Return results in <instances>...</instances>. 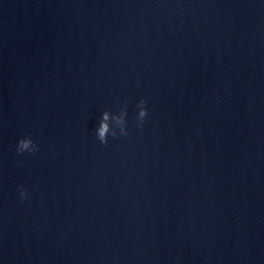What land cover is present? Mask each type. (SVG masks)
I'll return each mask as SVG.
<instances>
[{
  "label": "clouds",
  "instance_id": "9594fccd",
  "mask_svg": "<svg viewBox=\"0 0 264 264\" xmlns=\"http://www.w3.org/2000/svg\"><path fill=\"white\" fill-rule=\"evenodd\" d=\"M150 115L148 98L141 97L136 103V115L134 118L135 128L143 131L144 125ZM128 103L124 101L116 106V111L104 109L93 129L96 141L101 145H107L112 141L128 138L132 135L129 129ZM18 154H35L39 151V145L32 139L31 134L21 138L16 145ZM18 193L21 203L28 199V191L23 185H18Z\"/></svg>",
  "mask_w": 264,
  "mask_h": 264
}]
</instances>
